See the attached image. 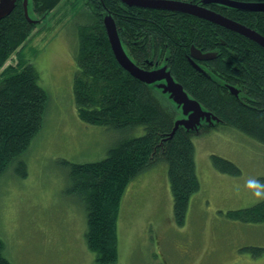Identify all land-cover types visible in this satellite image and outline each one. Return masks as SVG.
<instances>
[{
    "label": "trees",
    "instance_id": "obj_1",
    "mask_svg": "<svg viewBox=\"0 0 264 264\" xmlns=\"http://www.w3.org/2000/svg\"><path fill=\"white\" fill-rule=\"evenodd\" d=\"M63 1L82 2L91 16L90 22L77 30L73 96L79 118L107 129L143 128L140 135L117 140L100 160H62L68 168L69 191L85 204L86 244L95 252L97 263L111 264L118 258L117 222L124 192L131 180L158 160L168 165L174 221L185 223L190 199L200 189L192 136L202 128L178 125L174 129L178 106L168 93L121 67L109 43L104 18H112L124 51L136 65L148 70H152L150 63L165 66L187 95L219 124L239 129L263 144L264 48L237 32L180 11L129 6L120 0H28L27 17L23 0H17L12 11L0 18V174L15 164L19 176L27 175L26 163L17 159L42 128L48 94L39 84L37 69L22 56V49L38 19L57 10ZM231 1L256 4L261 0ZM189 2L204 7L209 3L211 10L248 26L250 16L261 11L214 0ZM191 45L215 54L211 60H196L202 70L189 61ZM12 54L17 62L7 64ZM228 83L239 88L237 98L230 93ZM259 107L263 109L257 110ZM212 161L220 171L240 173L229 160L213 155ZM228 215L244 222H264V201L230 210ZM2 248L0 239V264H15L3 255Z\"/></svg>",
    "mask_w": 264,
    "mask_h": 264
},
{
    "label": "rangeland",
    "instance_id": "obj_2",
    "mask_svg": "<svg viewBox=\"0 0 264 264\" xmlns=\"http://www.w3.org/2000/svg\"><path fill=\"white\" fill-rule=\"evenodd\" d=\"M90 20V10L82 2L63 1L38 19L22 49L24 59L39 73L48 104L41 130L17 159L26 163L27 175L19 176L15 164L0 174L2 253L15 264H99L86 244L85 204L69 191L68 168L62 160H100L120 138L143 133L140 126L107 129L78 116L73 96L77 30ZM16 62L12 54L7 64ZM178 108L176 120L187 121ZM201 125L205 129L192 136L200 189L190 199L185 223L174 221L168 165L158 160L124 192L117 222L118 258L111 264H264V222L228 215L257 203L242 186L249 178L264 182V144L219 124L216 117H201L193 129ZM213 155L231 161L240 173L220 171Z\"/></svg>",
    "mask_w": 264,
    "mask_h": 264
},
{
    "label": "water",
    "instance_id": "obj_3",
    "mask_svg": "<svg viewBox=\"0 0 264 264\" xmlns=\"http://www.w3.org/2000/svg\"><path fill=\"white\" fill-rule=\"evenodd\" d=\"M15 1L16 0H0V18L4 17L5 15L9 14L12 11L15 5ZM120 1L129 6L161 8V9H169V10L188 13L206 19L208 21H211L215 24L224 26L227 29H230L234 32H237L255 41L264 48V36L260 35L256 31L252 30L251 28L239 22H236L218 12H215L202 5L193 2L182 1V0H120ZM214 1L241 9L264 10V5H260V4L236 2L231 0H214ZM27 3H28L27 0H23L24 11L26 16L28 17ZM104 25L107 30L109 43L111 45L114 56L117 62L121 65V67L127 72H129L133 77L145 83L154 84L155 81H162V83L156 86L160 88L162 92L168 93L170 98L173 101H175L177 103V106L181 107L183 113L187 115L188 117L187 121L176 120L174 129L178 127V125H183L187 129H193L199 124L201 117L203 116L215 117L210 113L204 111L198 101L190 98L187 95V93L183 90L182 86L173 79V77L170 75L168 71L165 70V66L148 70V69H143L138 65H136L124 51L116 31L115 23L110 16H106L104 18ZM214 57H215L214 52H202L194 45L190 46V52L188 58L189 61L192 63V65L196 67L198 70H200V67L197 64L196 60L206 61V60H211ZM229 89L232 93L237 94L233 86H229Z\"/></svg>",
    "mask_w": 264,
    "mask_h": 264
},
{
    "label": "flooded vegetation",
    "instance_id": "obj_4",
    "mask_svg": "<svg viewBox=\"0 0 264 264\" xmlns=\"http://www.w3.org/2000/svg\"><path fill=\"white\" fill-rule=\"evenodd\" d=\"M17 1V0H16ZM16 1H15V3H16ZM28 1V0H27ZM182 1H189V0H182ZM255 1V0H254ZM256 2V4H260V5H264V0H261V1H255ZM193 3H196V2H193ZM196 4H199V3H196ZM208 4L209 3H207V4H205L206 6V8H208V9H210V7L208 6ZM28 5V4H27ZM211 10V9H210ZM27 11H28V6H27ZM32 14H33V18L35 19V16H36V14H34L33 12H32ZM223 15V14H222ZM225 16V15H224ZM227 17V16H226ZM260 17H262V18H260ZM228 18H230V17H228ZM250 18H251V21H250V25L248 26V25H246L245 23H243V22H241V21H239V20H234V19H232V18H230V19H232V20H234V21H236V22H239V23H241V24H243V25H245V26H247V27H249V28H251L252 30H254V31H256L257 33H259L260 35H262V36H264V10H261V11H256L255 13H254V17H252V16H250ZM222 27H224V26H222ZM225 28V27H224ZM227 29V28H226ZM239 34V33H238ZM253 41V40H252ZM254 43H256L255 41H253ZM256 44H258V43H256ZM259 45V44H258ZM261 46V45H260ZM262 47V46H261ZM206 65H208V64H206ZM200 67V66H199ZM156 68H159V67H157V62H155V63H150V68L149 69H156ZM200 70H202L201 68H200ZM229 86H233L234 88H235V90H236V92H237V94H234V93H232L231 91H230V89H229ZM227 88L229 89V91H230V93L231 94H233L236 98L238 97V93H239V88L237 87V86H235V85H231V84H227ZM252 101L253 102H256L257 103V101L256 100H254V99H252ZM257 110H262L263 108H261V107H259V109L258 108H256ZM204 125H201V127L200 128H202ZM214 126V125H213ZM205 127H208V126H206L205 125ZM202 129H205V128H202Z\"/></svg>",
    "mask_w": 264,
    "mask_h": 264
},
{
    "label": "clouds",
    "instance_id": "obj_5",
    "mask_svg": "<svg viewBox=\"0 0 264 264\" xmlns=\"http://www.w3.org/2000/svg\"><path fill=\"white\" fill-rule=\"evenodd\" d=\"M242 187L246 190H249L257 202L264 201V182L255 178H249L247 181H245V184ZM240 190L241 187L237 186V191L239 192Z\"/></svg>",
    "mask_w": 264,
    "mask_h": 264
}]
</instances>
